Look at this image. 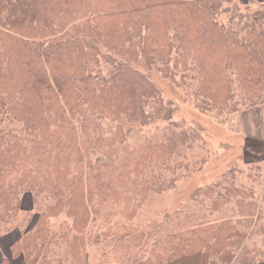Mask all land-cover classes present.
<instances>
[{
    "label": "trees",
    "instance_id": "1",
    "mask_svg": "<svg viewBox=\"0 0 264 264\" xmlns=\"http://www.w3.org/2000/svg\"><path fill=\"white\" fill-rule=\"evenodd\" d=\"M226 1L0 0V219L16 217L26 193L38 212L13 253L28 259L48 240L46 216L64 212L73 226L63 236L85 264V232L98 213L92 201L123 202L133 218L167 183L153 175L156 162L199 139L173 119L140 64L175 81L191 76L206 110L232 111L238 87L247 108L264 104V11L222 22ZM156 122L163 126L154 134L134 138ZM234 214L221 215L216 229L168 239L154 257L144 255L139 234L112 244H125L119 264H254L233 239L246 234Z\"/></svg>",
    "mask_w": 264,
    "mask_h": 264
},
{
    "label": "rangeland",
    "instance_id": "2",
    "mask_svg": "<svg viewBox=\"0 0 264 264\" xmlns=\"http://www.w3.org/2000/svg\"><path fill=\"white\" fill-rule=\"evenodd\" d=\"M256 11H264V0H227L219 20L227 22L234 17L238 21ZM140 68L146 70L164 99L172 105L173 119L193 127L200 137L188 149L156 162L153 175L167 179V183L160 190L150 192L136 208L133 218L125 217L123 202L92 201L91 205L96 207L93 211L98 213L85 232L88 240L85 264H119L126 247L122 242L113 245L115 236L132 238L139 234L138 242L143 236L142 246L148 249L143 254L154 257L168 239L175 242L183 234L206 227L216 229L220 223L215 221L221 215L230 217L234 212V223L236 219H245L243 225L236 224V229L246 234L244 238L233 239L251 252L254 264H264V104L247 108L244 103L249 98L238 87L236 94L233 92L238 105L232 111L206 110L196 97L198 84L191 76L178 75L175 81L155 69L148 71L141 64ZM240 92L245 99H238ZM158 123L142 128L134 138L154 134ZM139 128L135 125L134 130ZM22 201V210L16 217L12 215L8 224L0 219V264H78L68 242L73 237L63 236L73 226V219L64 212L46 216L48 240L27 250L28 259L11 251L22 232L36 225L38 217L32 196L26 193ZM247 203L249 210L246 211ZM240 204L246 205L240 207ZM227 258L218 260L217 264H232Z\"/></svg>",
    "mask_w": 264,
    "mask_h": 264
}]
</instances>
